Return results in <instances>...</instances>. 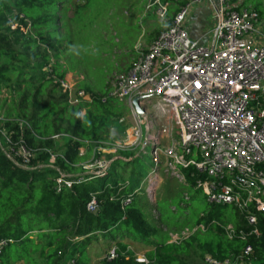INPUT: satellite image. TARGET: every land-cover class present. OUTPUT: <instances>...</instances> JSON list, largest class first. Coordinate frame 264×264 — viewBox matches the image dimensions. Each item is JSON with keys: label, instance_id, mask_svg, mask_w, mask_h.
I'll return each mask as SVG.
<instances>
[{"label": "trees", "instance_id": "obj_1", "mask_svg": "<svg viewBox=\"0 0 264 264\" xmlns=\"http://www.w3.org/2000/svg\"><path fill=\"white\" fill-rule=\"evenodd\" d=\"M157 1L167 6V16H171L166 29L193 0ZM225 1L235 10L247 8L250 2ZM108 2L0 0V264H90L87 248L99 237L115 245V257L109 260L106 254L97 264H139L122 243L125 239L150 247L145 255L150 264H204L205 255L220 262L240 257L238 264H264V214L258 215L259 234L246 240H230L223 229L209 226L214 218L223 221L214 212L171 226L162 224L160 217L157 224L147 223L135 201L143 155L130 163L112 162L113 170L122 163L120 176L107 171L70 177L85 172L81 164L95 160L97 149L112 140V118L127 112L115 100L101 103L105 93L93 91L98 82L93 73L100 76L106 90L111 72L108 60L95 59L89 49L100 46V25L113 7ZM259 7L256 4L251 9L260 16ZM14 12L24 15L30 33L11 29L9 18ZM13 21L25 26V21ZM76 45L83 60L76 66L61 61L63 53L69 55ZM75 70L83 72L88 81L75 89L90 93L91 102L70 104L54 82L65 80ZM52 157L55 170L43 169ZM191 172L183 174L193 188L198 177ZM60 175L71 181V187L63 186L57 192ZM131 195V203L123 207V200ZM92 197L99 204L95 214L86 211ZM235 218L233 226L246 229L237 213ZM199 224L207 225V230L169 243V232L180 236ZM161 232H165L162 238ZM248 245L252 252L244 254Z\"/></svg>", "mask_w": 264, "mask_h": 264}, {"label": "built area", "instance_id": "obj_2", "mask_svg": "<svg viewBox=\"0 0 264 264\" xmlns=\"http://www.w3.org/2000/svg\"><path fill=\"white\" fill-rule=\"evenodd\" d=\"M207 1L212 5L215 21L206 33L208 43L192 39L184 28L190 8L201 2L193 0L180 9L146 51L139 53L130 70L114 80L100 101L115 100L128 107L138 127L134 136L141 133L142 120L152 114L171 116L175 131L160 130L162 138L169 142L167 147L160 148L155 139L150 154L152 162L158 167L163 157L165 171L183 181V171L192 169L191 176L198 177L193 188L200 190L215 209L232 208L246 229L222 223L219 218L211 220L209 226L223 229L230 240H246L259 234L258 215L264 214L263 23L252 9L235 10L225 0ZM148 8H153L157 18L165 20L166 5L149 0ZM15 18L25 21V26L13 21ZM9 23L11 29H19L24 35L30 33V24L23 14L14 12ZM54 82L70 104L93 99L90 93L75 89L65 80ZM135 98L139 99L142 116L136 114L132 105ZM152 129L151 121L149 131ZM92 164L95 175L106 173L108 167L104 162L93 160ZM63 186L70 188L71 181L60 175L56 178V191ZM131 201L132 195L123 200L122 206ZM98 210L99 204L92 197L86 211L95 214ZM215 214L226 220L224 213ZM207 228L199 224L192 230H183L179 238L205 232ZM251 252V246H246L244 254ZM114 257L113 249L107 259ZM240 260L236 257L220 262L205 255L203 262L238 264ZM135 261L150 264L145 255L135 256Z\"/></svg>", "mask_w": 264, "mask_h": 264}, {"label": "rangeland", "instance_id": "obj_3", "mask_svg": "<svg viewBox=\"0 0 264 264\" xmlns=\"http://www.w3.org/2000/svg\"><path fill=\"white\" fill-rule=\"evenodd\" d=\"M108 1L113 7H121V4L124 5L126 2H130V5L133 7H138L141 0ZM256 4L260 5V16L263 23L261 25V31L264 34V0H250L247 8L251 9L252 6ZM170 17L166 15L167 19ZM213 22H215L214 19ZM72 64L73 66L77 65L76 63ZM93 79L98 80L95 85V89H97L96 91L102 93L104 91V86L102 84L103 80H101L97 73H93ZM3 93L4 96H8L6 91ZM122 104L126 107L124 103ZM112 119L110 130L113 138L111 141L104 143V147L97 149L95 160L104 162L107 165L108 168L106 172L109 171V173H116L120 176L123 170L122 163H118L116 169L113 170L114 167H112V162L120 160L121 162L130 163L135 159L140 158V155H143L144 166L140 169L141 175L138 177V190H135V201L141 206L147 223L150 225L157 224L156 220L160 217V222L162 224L171 226L181 222L184 218L197 219V217L204 212H216L224 213L226 221L223 220L222 223L234 225L236 213L232 208L215 209L212 205H209L200 190L191 188L181 177L179 178L173 173L165 171L163 157H160V164L158 167L152 162L150 154L155 139H158L160 148L168 146L169 141L166 138H162L163 134L160 133V130L162 128H167V130L173 129L175 131V124L171 116L152 114L145 121L142 120L140 125L141 133H138L137 136H134V133L136 130L138 131V127L133 123L128 108L127 112L124 111L120 116ZM151 121L153 123V129L149 131V124H151ZM146 122L148 123V130H146ZM172 139H176L174 135H172ZM81 154L82 152L80 151V155ZM54 159L55 158L52 157L49 163L43 166V169L55 170ZM92 160L93 158H91L89 162L81 164V168L85 171L83 174H73L70 175V177H91V175H95L94 172L96 171L92 166ZM126 183L128 182H125V185H127ZM166 219L169 220L168 223H166ZM149 224H147V226L151 227ZM158 227H161L160 224H158ZM164 233L165 232L160 233V238L163 237ZM169 235V243H178L183 239H180V236H177V234L172 232H169ZM122 243L128 245L127 249L134 257L137 255H146L151 250L150 247L141 242H132L125 239ZM114 248L115 245L112 242L108 244V241L99 237L98 241L93 242L87 248V253L91 260L90 264H97L98 261L104 258L106 254Z\"/></svg>", "mask_w": 264, "mask_h": 264}, {"label": "crops", "instance_id": "obj_4", "mask_svg": "<svg viewBox=\"0 0 264 264\" xmlns=\"http://www.w3.org/2000/svg\"><path fill=\"white\" fill-rule=\"evenodd\" d=\"M135 2V1H134ZM149 0H141L138 7H133L130 2H126L121 7H112L104 23L100 25V46L99 48L90 47L93 57L103 61L108 60L111 72L106 77V93L114 80L126 74L134 60L140 52L146 51L157 35L165 28L168 22L157 18L153 8H148ZM213 8L209 1L192 5L186 15L184 28L192 39L199 40L203 44L208 43L206 33L210 31L213 22ZM212 21V22H211ZM71 49L69 55L63 53L61 61L69 63H80L83 59L80 51ZM83 72L79 70L68 72L65 80L75 88L88 84ZM98 93L96 90H93ZM127 107V106H126ZM128 108V107H127ZM148 123H145V126ZM83 153V150H81Z\"/></svg>", "mask_w": 264, "mask_h": 264}, {"label": "water", "instance_id": "obj_5", "mask_svg": "<svg viewBox=\"0 0 264 264\" xmlns=\"http://www.w3.org/2000/svg\"><path fill=\"white\" fill-rule=\"evenodd\" d=\"M138 102H139V99H138V98H135V99L132 100V105H133V107H134V110H135L136 114H137L138 116H142L143 111H142V109L139 107Z\"/></svg>", "mask_w": 264, "mask_h": 264}]
</instances>
